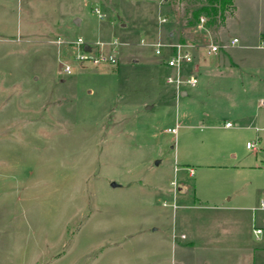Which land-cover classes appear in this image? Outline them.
<instances>
[{
    "label": "rangeland",
    "instance_id": "rangeland-1",
    "mask_svg": "<svg viewBox=\"0 0 264 264\" xmlns=\"http://www.w3.org/2000/svg\"><path fill=\"white\" fill-rule=\"evenodd\" d=\"M234 1L228 35L257 45L264 0ZM190 12L169 0H0V39L20 20L25 35L56 22L69 29H45V40L0 48V264H178L169 239L154 249L161 233L169 235L170 217L151 235L144 197L131 191L172 189L186 157L198 161V172H224L209 169L221 163L209 156L214 143L229 139L230 158L244 166L236 187L264 226V108L248 109L229 137L225 120L239 123L229 114L231 100L195 96L186 85L188 94L177 98L166 82L169 51L158 55L151 45L172 42L169 32L178 33ZM56 37L82 38L89 57L99 42L116 41L117 63L78 61L83 47L56 48L47 42ZM212 41L220 42L219 34ZM182 108L196 109L188 121L195 127L167 131ZM251 241L257 244L253 235ZM256 264H264V249Z\"/></svg>",
    "mask_w": 264,
    "mask_h": 264
},
{
    "label": "crops",
    "instance_id": "crops-1",
    "mask_svg": "<svg viewBox=\"0 0 264 264\" xmlns=\"http://www.w3.org/2000/svg\"><path fill=\"white\" fill-rule=\"evenodd\" d=\"M233 3L232 15L219 28L211 30L199 23L193 26L182 25L178 33L170 31L168 35L172 42H188L193 45V66L198 79L197 85L191 87L192 92H195L194 95L203 97L214 92L215 97L220 95L219 97L231 100L233 110L229 114L239 123L226 126V122L230 121L225 120L221 128L228 132L229 137L231 133L241 128L240 123L247 119V111L255 109L256 106H259V109L264 108L261 100L255 102L257 94L264 95V53L261 59H252L256 51L264 52V47L260 46L261 41L257 45H249L240 35L231 37L228 35L229 21L237 11L236 1L233 0ZM56 26H59L61 30H69L63 28L58 22L45 29L53 30ZM5 27L3 26L2 29ZM8 30L10 32L0 39L1 49H17L18 44L25 39L26 41L39 40V42L45 40L41 39V36L46 33L44 30L43 32L36 30V32L33 28L32 30L28 28L25 35L21 20L13 23ZM218 34L220 42L213 43L212 39ZM263 37L264 34L261 39ZM56 38L47 42L57 48L59 44L55 42ZM234 38H238L239 42L231 44ZM210 44L219 45V50L216 53L207 54ZM8 54L13 55L12 52ZM61 82L64 81L61 80ZM187 94L188 91L183 88L181 96ZM195 112V108L178 109L176 125L168 127L167 130L176 127L178 132L177 129L180 127H195L188 123ZM212 146L214 149L209 158H215L214 160H219L218 162L221 163L209 164L208 167H211L209 169L217 167L224 172L210 170L198 172L200 169V165H197L198 161L186 157L182 160L185 167L174 173L173 179L177 181L176 192L168 187L157 189L138 187L131 192L133 196L144 197L151 235L156 234L162 222L170 217L169 237L165 232L161 233L162 236L157 239L159 244L154 245V249L160 250L161 243L169 239L171 252L178 264H195L197 260L199 264H256L259 253L264 249V244L259 243L263 242L264 238L257 239L254 233V227L259 223L257 210L252 209L247 200L241 197L236 187L243 173L241 168L244 166L230 158L236 157V154L232 153L233 143L230 139L223 143H214ZM188 177H192L191 186L185 183ZM258 190L259 187L255 190L257 195ZM258 226L264 228L263 225ZM252 235L257 240L256 245L252 244Z\"/></svg>",
    "mask_w": 264,
    "mask_h": 264
},
{
    "label": "built area",
    "instance_id": "built-area-1",
    "mask_svg": "<svg viewBox=\"0 0 264 264\" xmlns=\"http://www.w3.org/2000/svg\"><path fill=\"white\" fill-rule=\"evenodd\" d=\"M94 12L97 14L99 18L103 17V15L101 14L98 8H95ZM162 21L164 22L165 18L162 19ZM204 22H205V18L201 17L199 21V25L204 24ZM55 42L57 44L67 43L72 46L83 47L84 54L76 56V59L78 61L91 59V61H93L94 63H100V62H109L111 64L117 63V58L115 55H116V46L118 45V43L116 41L109 43L99 42L98 46H100V48L97 49V54L91 57L87 55L88 53L91 52V48L80 37L73 40H65L61 37H58L55 40ZM238 42H239L238 38H234L231 40V44H236ZM151 45L154 47L155 53L158 55L162 53L163 48L169 51V55L166 59L165 64L168 68L172 70V72L166 77V82L169 84H173L177 97H180V95L182 94L183 85L190 87H194L197 85L198 79L195 76L196 70L195 67L193 66L192 44L188 42H169V43L164 42V43H152ZM85 46H88L89 50L85 49ZM104 46L109 47L108 54H106L105 51L102 49ZM260 46L264 47V38L261 40ZM219 48H220L219 45L210 44L207 50V54L216 53L219 50ZM64 72L67 75H70L72 73V69L69 64L65 65ZM261 103L264 104V102ZM230 125H231L230 122H226V126H230ZM167 131L171 133H175L176 127L169 128ZM248 148L256 149L255 145L250 143H248ZM171 185L173 186L174 192H176L177 190L176 179H173L171 181ZM262 209H264V202H262ZM263 232H264L263 227L255 225L254 233L257 239L261 238Z\"/></svg>",
    "mask_w": 264,
    "mask_h": 264
},
{
    "label": "trees",
    "instance_id": "trees-1",
    "mask_svg": "<svg viewBox=\"0 0 264 264\" xmlns=\"http://www.w3.org/2000/svg\"><path fill=\"white\" fill-rule=\"evenodd\" d=\"M172 3L184 5L188 26L199 23L200 18L204 17V26L214 30L225 24L226 19L232 15L234 10L233 0H169Z\"/></svg>",
    "mask_w": 264,
    "mask_h": 264
},
{
    "label": "water",
    "instance_id": "water-1",
    "mask_svg": "<svg viewBox=\"0 0 264 264\" xmlns=\"http://www.w3.org/2000/svg\"><path fill=\"white\" fill-rule=\"evenodd\" d=\"M76 22H77V21H76ZM85 49L89 50V47H88V46H85ZM111 186H112V187H115V186H118V185H117L116 183L113 182V183L111 184Z\"/></svg>",
    "mask_w": 264,
    "mask_h": 264
}]
</instances>
